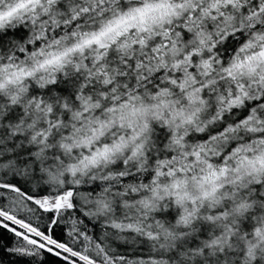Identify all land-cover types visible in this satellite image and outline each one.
<instances>
[{
	"label": "snow or ice",
	"instance_id": "obj_1",
	"mask_svg": "<svg viewBox=\"0 0 264 264\" xmlns=\"http://www.w3.org/2000/svg\"><path fill=\"white\" fill-rule=\"evenodd\" d=\"M0 264H264V0H0Z\"/></svg>",
	"mask_w": 264,
	"mask_h": 264
}]
</instances>
